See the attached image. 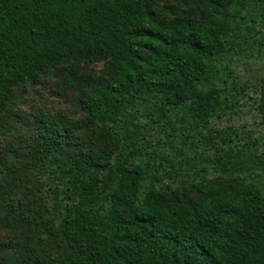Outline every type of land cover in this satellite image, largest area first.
I'll list each match as a JSON object with an SVG mask.
<instances>
[{
  "label": "trees",
  "instance_id": "1",
  "mask_svg": "<svg viewBox=\"0 0 264 264\" xmlns=\"http://www.w3.org/2000/svg\"><path fill=\"white\" fill-rule=\"evenodd\" d=\"M235 4L0 0V264H264L257 184L219 174L161 191L157 168L114 164L139 130L112 126L124 109L183 110L208 125L252 101L264 126V71L251 85L208 79V62L229 53ZM53 70L52 100L27 109L36 75ZM84 180L100 181L104 199L80 197Z\"/></svg>",
  "mask_w": 264,
  "mask_h": 264
},
{
  "label": "rangeland",
  "instance_id": "2",
  "mask_svg": "<svg viewBox=\"0 0 264 264\" xmlns=\"http://www.w3.org/2000/svg\"><path fill=\"white\" fill-rule=\"evenodd\" d=\"M235 2L237 4L232 6L235 10L231 11L235 16L233 33L229 31L226 35L229 53L208 62L212 71L208 75L210 84L218 83L214 75L218 72L229 81L234 82L239 77V81L251 85V81L264 71V0ZM101 68L100 64L95 70ZM37 77L39 81L27 95V109L33 111L52 100L49 91L53 84L62 80L56 70L46 76L39 73ZM122 111L129 114L116 116L112 126L120 125L124 133L133 125H138L139 130L130 135L125 133L124 144L132 142L135 146L128 150L118 149L114 155L115 165L124 163L127 157L130 161L140 162L148 171L157 168L155 184L161 191L198 183L201 178L214 179L219 174H239L245 182L257 184L264 193V162L260 158L264 146L259 149L256 143L258 137L264 138V126L257 119L252 101L228 105V109L210 119L208 125L187 117V113L183 115V110L165 115L152 109ZM173 122L180 126L174 133L168 129ZM169 133L173 135L165 138ZM51 171L57 176L56 167ZM77 188L78 195L90 201L103 200L108 192L100 181H79L75 190Z\"/></svg>",
  "mask_w": 264,
  "mask_h": 264
}]
</instances>
